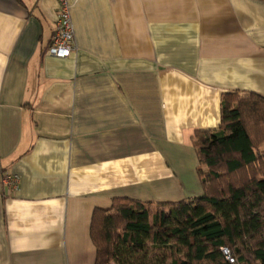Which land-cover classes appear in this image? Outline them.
<instances>
[{"label": "crops", "instance_id": "crops-1", "mask_svg": "<svg viewBox=\"0 0 264 264\" xmlns=\"http://www.w3.org/2000/svg\"><path fill=\"white\" fill-rule=\"evenodd\" d=\"M60 2L0 0V264H96L95 210L202 196L195 133L264 96V0H66L64 59Z\"/></svg>", "mask_w": 264, "mask_h": 264}, {"label": "trees", "instance_id": "trees-1", "mask_svg": "<svg viewBox=\"0 0 264 264\" xmlns=\"http://www.w3.org/2000/svg\"><path fill=\"white\" fill-rule=\"evenodd\" d=\"M193 143L204 194L154 215L127 198L95 210L96 264H230L223 247L235 264H264V96L225 94L219 130Z\"/></svg>", "mask_w": 264, "mask_h": 264}, {"label": "built area", "instance_id": "built-area-1", "mask_svg": "<svg viewBox=\"0 0 264 264\" xmlns=\"http://www.w3.org/2000/svg\"><path fill=\"white\" fill-rule=\"evenodd\" d=\"M76 50L75 31L72 22L70 7L66 0L60 2V13L55 23L54 33L47 49L50 56L55 58H69ZM20 180L18 176L5 175L3 184L8 194L16 191L19 187ZM224 258L230 263L235 264V258L229 248H221Z\"/></svg>", "mask_w": 264, "mask_h": 264}, {"label": "rangeland", "instance_id": "rangeland-1", "mask_svg": "<svg viewBox=\"0 0 264 264\" xmlns=\"http://www.w3.org/2000/svg\"><path fill=\"white\" fill-rule=\"evenodd\" d=\"M262 150H264V146L262 147ZM157 210H158V207L156 205L152 206L151 207V213H152V215H154L157 212Z\"/></svg>", "mask_w": 264, "mask_h": 264}]
</instances>
